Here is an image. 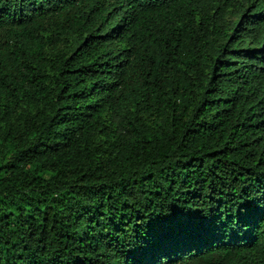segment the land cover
<instances>
[{"label":"trees","instance_id":"trees-1","mask_svg":"<svg viewBox=\"0 0 264 264\" xmlns=\"http://www.w3.org/2000/svg\"><path fill=\"white\" fill-rule=\"evenodd\" d=\"M0 264H264V0H0Z\"/></svg>","mask_w":264,"mask_h":264}]
</instances>
